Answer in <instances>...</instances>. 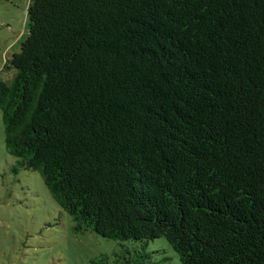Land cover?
<instances>
[{"label":"trees","instance_id":"1","mask_svg":"<svg viewBox=\"0 0 264 264\" xmlns=\"http://www.w3.org/2000/svg\"><path fill=\"white\" fill-rule=\"evenodd\" d=\"M0 79L6 152L93 264H264V0H29ZM131 242L137 244L131 248Z\"/></svg>","mask_w":264,"mask_h":264},{"label":"rangeland","instance_id":"2","mask_svg":"<svg viewBox=\"0 0 264 264\" xmlns=\"http://www.w3.org/2000/svg\"><path fill=\"white\" fill-rule=\"evenodd\" d=\"M29 0H0V79L15 71L4 68L27 35ZM75 223L52 199L38 172L18 168L5 150L0 111V264H93L113 259L119 242L74 230ZM138 246L131 242V248ZM147 252L158 264H180L165 239L149 241Z\"/></svg>","mask_w":264,"mask_h":264}]
</instances>
